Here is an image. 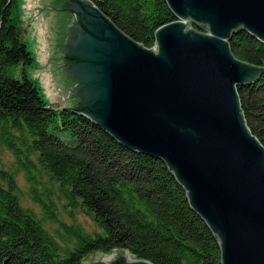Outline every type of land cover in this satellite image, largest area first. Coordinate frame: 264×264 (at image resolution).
<instances>
[{
  "label": "water",
  "instance_id": "95a60500",
  "mask_svg": "<svg viewBox=\"0 0 264 264\" xmlns=\"http://www.w3.org/2000/svg\"><path fill=\"white\" fill-rule=\"evenodd\" d=\"M166 2L176 20L156 30L151 49L89 0H43L51 63L45 80L62 108L165 162L217 236L221 264H264V147L247 127L236 90L261 69L229 50L238 29L264 43V0ZM81 264L152 263L113 251Z\"/></svg>",
  "mask_w": 264,
  "mask_h": 264
},
{
  "label": "trees",
  "instance_id": "16d2710c",
  "mask_svg": "<svg viewBox=\"0 0 264 264\" xmlns=\"http://www.w3.org/2000/svg\"><path fill=\"white\" fill-rule=\"evenodd\" d=\"M19 1L0 0V146L12 152L30 184L36 160L59 183L68 205L85 209L98 231L60 221L53 204L32 189L43 209L38 217L20 204L13 173L0 168V264H81L90 254L113 251L152 264H221L217 236L163 160L124 147L86 116L44 98L26 73L36 60L23 38ZM89 1L147 48L155 45L158 28L176 20L166 0ZM229 50L261 69L236 90L247 127L264 147V43L238 29ZM48 222L59 227L51 233Z\"/></svg>",
  "mask_w": 264,
  "mask_h": 264
},
{
  "label": "rangeland",
  "instance_id": "374dc122",
  "mask_svg": "<svg viewBox=\"0 0 264 264\" xmlns=\"http://www.w3.org/2000/svg\"><path fill=\"white\" fill-rule=\"evenodd\" d=\"M29 1H35L37 5H39L38 9H31L28 7ZM43 0H20V11L19 16L22 20L21 28L25 29V33H23V38L27 44L28 50L31 52L32 56L35 58L34 67H28L26 69V73L33 79H35L44 95V98L51 104L52 107L56 109H61V105L53 99L52 91L49 90V87L46 88L44 85V76L47 75L48 70H50L51 63H48L49 60V47L50 41L47 43V55L46 57H40L39 53L36 50V46L38 43V34L36 28L38 25L46 26V12L45 10L40 8H44V6L40 5ZM40 11V12H39ZM29 27H26V25ZM48 37V35H47ZM49 40V37H48ZM153 48V47H152ZM151 48V49H152ZM21 71V67L18 66L15 69L16 77L19 76V72ZM35 159V155L31 156ZM36 164L32 169L33 174V184L29 183L26 179L25 170L19 166L16 162V159L12 152L7 149L5 146H0V168L6 169L13 173L14 178L16 180V185L18 190L16 194L18 196L20 204L28 208L40 217L43 213V209L41 205L35 203L32 200V189L35 190L40 197L45 200L50 201L53 205L51 209L54 211L55 215L60 221H64L67 224H77L84 231L87 232H96L98 231V227L93 221L92 216L82 207H71L68 205L67 201L64 199V196L61 193L60 185L57 181H55L51 175L42 167L36 160ZM34 186V187H33ZM59 222V221H58ZM45 227L53 233L55 229L59 227V223H46Z\"/></svg>",
  "mask_w": 264,
  "mask_h": 264
},
{
  "label": "bare ground",
  "instance_id": "6f19581e",
  "mask_svg": "<svg viewBox=\"0 0 264 264\" xmlns=\"http://www.w3.org/2000/svg\"><path fill=\"white\" fill-rule=\"evenodd\" d=\"M37 34H38V43L36 46V50L39 53L40 57H46L47 55V43H48V37H47V31L45 29V26H42L41 24L38 25V27L36 28ZM21 67V66H20ZM46 76H44V85L46 86V88H48V84L45 80Z\"/></svg>",
  "mask_w": 264,
  "mask_h": 264
},
{
  "label": "crops",
  "instance_id": "0c3cea01",
  "mask_svg": "<svg viewBox=\"0 0 264 264\" xmlns=\"http://www.w3.org/2000/svg\"><path fill=\"white\" fill-rule=\"evenodd\" d=\"M28 7L31 9H38L39 5H37L35 1H29Z\"/></svg>",
  "mask_w": 264,
  "mask_h": 264
}]
</instances>
